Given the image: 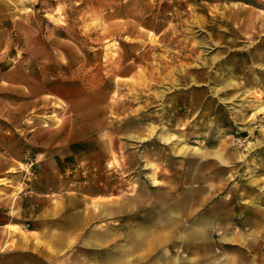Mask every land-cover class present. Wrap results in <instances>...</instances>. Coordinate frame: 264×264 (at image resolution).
Masks as SVG:
<instances>
[{"label": "rangeland", "instance_id": "374dc122", "mask_svg": "<svg viewBox=\"0 0 264 264\" xmlns=\"http://www.w3.org/2000/svg\"><path fill=\"white\" fill-rule=\"evenodd\" d=\"M210 184L236 263L264 264V0H0V264H100L107 229L135 264L171 233L176 264L160 212ZM104 201L122 213L64 228Z\"/></svg>", "mask_w": 264, "mask_h": 264}, {"label": "crops", "instance_id": "0c3cea01", "mask_svg": "<svg viewBox=\"0 0 264 264\" xmlns=\"http://www.w3.org/2000/svg\"><path fill=\"white\" fill-rule=\"evenodd\" d=\"M262 82L254 80L253 87L251 86L249 91H261L258 89L259 86H262ZM254 88V90L252 89ZM154 174V173H153ZM152 175V174H151ZM155 176V175H153ZM153 182L156 184L157 182ZM213 185H209L208 193L209 195H199L192 194L190 199L185 201L184 205L181 204V198L176 197L175 205L171 206V208L164 207L161 210V218H167L170 220H176L180 224V228L177 236V244L180 245L182 249V255H179L178 258H175L176 264H237L236 262H241L242 259H246V255L243 251L250 250L251 244L248 241V234L243 232V234L234 232V228H231L230 225L226 223V219L229 218L227 215V210L224 205H217L210 207V204H207L211 199L213 191L210 188ZM131 203V202H130ZM100 206V209H95L93 213H85L84 215H74L72 220H69L64 224V228L69 229H77L82 227L87 222H90L96 218H111L118 217L117 214H121L120 210V202L112 201V202H99L97 203ZM96 204V206H97ZM184 207L185 209H181ZM108 210H107V209ZM208 208V209H206ZM112 209V210H111ZM196 213V215H195ZM231 217V216H230ZM192 219L198 220L197 222H191L186 225L182 220ZM100 228H103L102 226ZM129 228V227H128ZM15 233H19L20 231H16L13 229ZM90 238H93L95 243L98 246L108 245L111 242L114 244L110 245L106 250V255H99L97 257V261L100 264H135L138 263L137 257L132 259H127L126 261H122L130 250L129 245H131L130 241L121 244H115V242H119L118 237L115 236L114 231L111 232L110 229L107 230H94L90 233ZM218 238L214 239V236ZM245 235V236H243ZM171 239V233H164L161 235V250L159 251V259L165 260V256L167 253L166 243ZM38 239L33 237L32 235H28L26 233H21L18 240H13V247L17 250L30 251L33 253L41 254ZM175 243V242H173ZM164 245V246H163ZM238 246V248H237ZM201 249L206 254L200 255V259L193 258L194 255L189 253L193 252V249ZM186 249V252H185ZM191 249V250H190ZM214 249V251H213ZM131 250L136 251L134 245L131 247ZM189 250V253H188ZM222 256L216 254V252H220ZM224 250V251H223ZM126 251V252H125ZM145 251H155L151 247H146ZM51 255L56 254V252L50 251ZM181 254V253H180ZM192 256V257H190ZM222 258V259H221ZM146 259V256H145ZM158 261H154V264H158ZM220 259L219 261H216ZM167 260V259H166ZM165 260V261H166ZM165 261L162 263L165 264ZM151 264V263H149Z\"/></svg>", "mask_w": 264, "mask_h": 264}]
</instances>
